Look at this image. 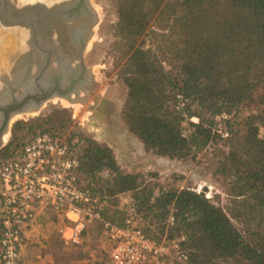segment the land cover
Instances as JSON below:
<instances>
[{"label": "trees", "instance_id": "16d2710c", "mask_svg": "<svg viewBox=\"0 0 264 264\" xmlns=\"http://www.w3.org/2000/svg\"><path fill=\"white\" fill-rule=\"evenodd\" d=\"M117 11V32L129 52L121 71L128 88L121 111L128 130L145 150L182 159L220 138L212 118L225 111L231 142L220 172L234 177L229 191L234 208L227 212L213 203L205 189H175L139 173H123L108 145L72 128L71 117L60 112L14 122L0 154L13 156L37 131L65 136L80 145L81 186L99 201L108 199L110 208L101 209L104 219L123 223L128 214L118 208L117 197L129 193L138 224L150 237L185 235L186 264H264V137L259 136L264 127V0H118ZM154 16L166 19L178 38L174 70H165L142 39L136 44ZM176 94L187 98L182 112L175 109ZM244 101L256 103L258 112H241L238 105ZM95 225L102 239L101 226Z\"/></svg>", "mask_w": 264, "mask_h": 264}, {"label": "rangeland", "instance_id": "374dc122", "mask_svg": "<svg viewBox=\"0 0 264 264\" xmlns=\"http://www.w3.org/2000/svg\"><path fill=\"white\" fill-rule=\"evenodd\" d=\"M9 1L16 7L31 3L27 0L24 4H21V0ZM179 1L171 0V3L175 4ZM0 2L2 3V0ZM91 2L96 7L98 19L84 53V62L92 72L94 82L92 93L84 103H70L64 98L55 97L46 101L40 111L17 114L10 124V133H7L6 141L10 139L11 128L16 121L29 122L37 117L54 115L56 112L64 113L71 117L72 128L99 143H105L112 149L123 173H139L149 182L175 189L189 188L197 192L205 189L207 198L229 212L231 208H234L229 194L234 177L220 172L222 159L229 150L231 142L228 140L229 136L222 138L219 135L220 138L212 140L205 148L194 151L182 159L159 156L145 150L141 141L128 130L121 113L128 91L121 71L129 52L127 40L118 34L116 28L119 20L118 0H91ZM7 11H10L9 14H4L7 21L16 18L13 8ZM166 26V19L155 20L154 16L146 34L139 38L136 44L142 39L143 47L151 50L152 54L161 61L165 70H174L179 62L175 57V51L180 45L177 36ZM24 31L28 32L20 26H6L0 22V72H5L10 64L8 62L12 63L26 47L25 40L28 35L24 36ZM95 97L96 105L90 108ZM175 109L182 112V109H177L176 106ZM238 109L244 114L259 110L256 103L246 101L239 104ZM216 115L212 118L214 124H216ZM183 116L186 118V114L183 113ZM190 120L197 122L195 117H191ZM185 122L184 126L187 128ZM259 136L264 137V127L260 128ZM8 158L7 155L0 154V160ZM107 201V198L100 201L102 210L110 208ZM132 204L133 199L129 193L120 194L117 197L118 208L125 210L127 214ZM232 222L241 228V223L236 219L232 218ZM52 227L45 226L43 223L41 230L44 236L39 240L40 243H36L41 246L42 253L47 255V264H106L107 253L103 249L104 245L97 225L88 228L78 244L64 243L56 227L53 229ZM231 263L233 262H221V264Z\"/></svg>", "mask_w": 264, "mask_h": 264}, {"label": "built area", "instance_id": "2783aa9c", "mask_svg": "<svg viewBox=\"0 0 264 264\" xmlns=\"http://www.w3.org/2000/svg\"><path fill=\"white\" fill-rule=\"evenodd\" d=\"M175 100L177 109L187 104L182 94ZM215 119V130L227 138V114ZM79 154L80 145L65 136L37 131L13 156L0 160V264H24L27 229L48 214L57 220V233L66 244L80 243L84 231L100 224L106 264H186L185 235L150 237L139 226L133 205L122 224L102 217L101 202L79 182ZM173 223L170 215L167 224Z\"/></svg>", "mask_w": 264, "mask_h": 264}, {"label": "flooded vegetation", "instance_id": "af4514ba", "mask_svg": "<svg viewBox=\"0 0 264 264\" xmlns=\"http://www.w3.org/2000/svg\"><path fill=\"white\" fill-rule=\"evenodd\" d=\"M25 5H29L32 20L36 26L40 27L39 33L37 38L30 41V33L27 32L26 47L12 63L8 62L10 64L7 70L0 74L8 75L15 60L20 63L18 69L21 75L71 74L69 71L71 67L75 69V74H85L79 69L76 55L83 43L86 44L85 51L87 50L97 23V10L91 0H34ZM44 30H48V33L46 34ZM24 55L25 57H22ZM24 80L26 81V78ZM57 81L59 86L64 88L65 79L58 78ZM83 81L84 85L88 83L85 77H82L81 82ZM0 85L6 86L3 82H0ZM92 90L93 86H85V91L81 93L85 97L84 102ZM93 100L94 103L90 104V108L96 105V97Z\"/></svg>", "mask_w": 264, "mask_h": 264}, {"label": "water", "instance_id": "95a60500", "mask_svg": "<svg viewBox=\"0 0 264 264\" xmlns=\"http://www.w3.org/2000/svg\"><path fill=\"white\" fill-rule=\"evenodd\" d=\"M1 3V2H0ZM2 5L4 7H2ZM13 8L16 18L7 21L4 14ZM32 12L29 5L16 7L9 0H2L0 5V22L6 26H20L28 29L30 33L29 40L37 38L40 27L36 26L32 20ZM46 34L48 30H44ZM43 31V32H44ZM30 45L33 44L30 42ZM37 46V44H36ZM32 48V47H31ZM86 44H82L77 53L78 67L85 74H75V69L70 68L71 74H23L19 73V61L15 60L10 73L8 75L0 74V82L6 84L0 85V149L6 144L3 136L6 132L10 133L11 118L17 113H25L30 111H39L43 104L54 98H64L70 103L84 102V96L81 94L85 91V86L93 85V76L90 68L86 67L83 61V53ZM22 57H25L22 56ZM25 59V58H24ZM82 77L87 78L88 83L84 85ZM26 78V81L24 80ZM65 79L64 88L60 87L57 79Z\"/></svg>", "mask_w": 264, "mask_h": 264}, {"label": "crops", "instance_id": "0c3cea01", "mask_svg": "<svg viewBox=\"0 0 264 264\" xmlns=\"http://www.w3.org/2000/svg\"><path fill=\"white\" fill-rule=\"evenodd\" d=\"M50 214L41 217L37 222L31 224L27 229L26 244L22 250V259L24 264H47L48 257L46 254L42 253L41 246L36 243L44 236L41 226L45 223V226H53L54 228L57 225V220H54ZM52 227V229H53ZM40 243V242H39Z\"/></svg>", "mask_w": 264, "mask_h": 264}, {"label": "bare ground", "instance_id": "6f19581e", "mask_svg": "<svg viewBox=\"0 0 264 264\" xmlns=\"http://www.w3.org/2000/svg\"><path fill=\"white\" fill-rule=\"evenodd\" d=\"M29 1H34V0H29ZM24 3H26V0H21V4H24ZM24 34H26V35H24V36H27V32H25ZM55 98V97H54ZM53 99V98H52ZM67 102V101H66ZM45 104V103H44ZM40 111V110H39ZM31 112H37V111H30V112H25V113H31ZM17 114H21V113H17ZM14 116V115H13ZM13 116H12V118H11V121L13 120ZM16 116V115H15ZM7 133L8 132H6L5 134H4V136H3V140H4V142H6V140H7V138H8V135H7Z\"/></svg>", "mask_w": 264, "mask_h": 264}]
</instances>
